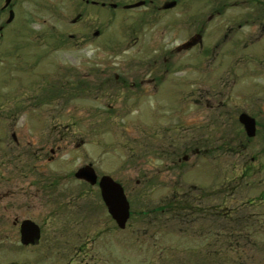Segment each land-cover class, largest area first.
Returning a JSON list of instances; mask_svg holds the SVG:
<instances>
[{"label":"rangeland","instance_id":"rangeland-1","mask_svg":"<svg viewBox=\"0 0 264 264\" xmlns=\"http://www.w3.org/2000/svg\"><path fill=\"white\" fill-rule=\"evenodd\" d=\"M52 2H20L12 34L5 35L3 42L6 48H23L19 54L23 71L17 75L20 74L21 80L26 83L19 90L22 94L20 98H5V95H16L13 91V94H9L11 89L8 87L5 89L8 94L4 91L0 100L7 102L6 105L10 107L24 106L26 103L30 106L31 101V107L34 108L30 115L33 138L39 139L44 131L38 130L37 124L46 123L43 128H46L48 148L62 146L53 163L34 162L33 166H43L45 172L54 177H65L84 164H92L99 176L110 175L124 184L132 208V219L125 231L117 230L113 224L112 232L98 239L97 264H264L263 136L247 145H240V155L210 152L206 158H197V166L189 164L182 173L176 175L165 168V164H169L174 155L181 157L187 154L192 158L197 146L182 140L176 148L171 147L168 139L170 128L174 124L186 122L191 125L193 136H197L205 132L199 129L201 124L207 123L210 127L208 134L213 139L218 138L219 134H241L237 112L245 109L253 115L257 114L260 105L264 107V71L259 72L255 80L236 83L230 98H218L215 102L210 98L209 104L214 106L210 110H205V105L204 108L196 106L199 97L184 99L185 95L183 97V94H178L177 110L172 114L169 104L173 103L174 98L171 97L170 85L164 88L162 98L155 97L152 92L138 103H133L135 99L123 103L122 100L106 97L96 102L93 97L80 94L73 98L71 95L62 99L55 97L44 100L46 104H40L35 97V90L54 85L57 92L58 87L71 80L73 75L78 74L80 80L87 77L93 83L110 76L114 81L116 75L125 74L133 78L138 74L145 75L150 67L136 66L135 62H147L155 58L162 62V58L174 46L192 33L186 26L176 28L175 34L162 27L158 32L145 28L138 34L136 46L111 55L95 51L98 46L94 44L79 51L58 50L56 44L63 38L69 42L67 35L78 31V27L70 29L66 26L75 16L76 2L63 0L58 8ZM89 9L95 10L93 7ZM190 10L200 12L205 8L202 3H193ZM228 11L232 14L235 9L229 8ZM88 20L86 17V22ZM100 21L105 30L106 19ZM122 28L120 24H114L108 32H112L115 44L123 45L126 42L123 45L126 46L131 35ZM92 30L93 26L89 32ZM125 33L129 39L127 41ZM94 52L98 54L95 55ZM176 58V66L167 74L169 77L166 80L176 76L178 80L189 78L192 85L196 84L195 79L201 75L199 63L196 62L202 58L200 52ZM190 60L191 66H184V61ZM221 60L226 61L228 58L223 57ZM219 63L220 61L215 65ZM184 67L185 71L182 72ZM160 68L163 74L165 68L161 65ZM103 69L107 70L105 76L100 72ZM211 74L209 82L219 78L216 66ZM250 84L259 87L253 91L249 89L248 92L245 86ZM115 87L113 84V88ZM219 103H223V108ZM110 105H114L116 109L109 110ZM169 118H173V121L170 122ZM200 147L205 148L207 145L200 144L198 148ZM252 158H255L254 162ZM194 160L193 157L192 161ZM159 170L162 171L160 175ZM37 176L40 175L34 167V184L39 180ZM71 186L76 188L77 184ZM190 188L220 190L219 194L208 196V200L203 201V207H207L210 213L211 207L216 206L221 214L233 213L235 215L232 216V221L213 219L208 222H177L168 213L141 216L142 212L167 207L176 189L185 192ZM96 201L101 207L99 196ZM33 206V216L38 221L46 217L47 221L52 222L54 217L47 215L51 209L48 204L42 205L34 198ZM104 224L97 222V230L103 229ZM32 252L33 264H53L56 258L52 256L49 260L44 259L39 248H34ZM1 264L6 263L1 261Z\"/></svg>","mask_w":264,"mask_h":264},{"label":"flooded vegetation","instance_id":"flooded-vegetation-1","mask_svg":"<svg viewBox=\"0 0 264 264\" xmlns=\"http://www.w3.org/2000/svg\"><path fill=\"white\" fill-rule=\"evenodd\" d=\"M24 1L26 0H0V95L4 91L8 94L5 90L8 87L11 89L9 94L16 92L14 97L5 95V98H20L22 94L19 90L23 83H26L21 80L20 74L17 75L23 71L19 58L23 48L19 46L6 48L3 42L5 35L12 34L11 31L17 20L18 6ZM52 1L57 8L63 2V0ZM74 2H76L75 16L67 22L66 26L70 29L78 27V31L67 35L69 42L63 38L56 44L58 50L79 51L94 44L98 46L95 51L111 55L116 51L129 50L136 46L139 41L138 34L145 28L158 32L162 27L169 33L175 34L176 28L186 26L192 33L183 42L174 46L162 58V62L157 58L147 62H141L142 60L135 62L136 66L150 67L145 75L138 74L134 78L125 74L116 75L114 81L110 76L98 83L87 80V77L80 80L78 74L73 75L71 80L63 82L58 87L57 92L54 85H46L39 87L40 90H35V97L39 99L40 104H46L44 100L55 97L62 99L71 95L73 98L80 94L91 96L96 102L106 97L122 100L123 103L129 99H135L133 103H138L152 92L156 95L155 97L162 98L164 88L170 85L171 97L174 98L173 103L171 102L174 105L169 104L172 114L177 110L178 94H183V97L185 95L184 99L188 97L190 99L192 96L199 97L200 100L197 99L196 106L204 108L205 105V110H210L214 109V106L209 104L210 98L214 99V102L218 98H230L236 83L255 80L259 72L264 71V0H74ZM193 3H202L205 10L192 12L190 8ZM229 8H234L235 11L231 14L228 11ZM88 13L90 15H87ZM86 17L89 19L87 22ZM100 19H106L105 30L102 28ZM180 19L182 21H179ZM114 24H120L131 35L129 40L125 33V41L129 40L126 46H123L126 42L118 45L112 40V32H108V29ZM92 26L93 30L89 32ZM196 51L200 52L202 57L201 60L196 61L201 71L200 78L195 79L196 84L192 85V80L189 78L178 80L176 76L166 80L169 77L167 74L176 66V56ZM94 54L98 53L94 52ZM223 57H227L228 60H221ZM218 61L220 63L215 65ZM191 64L192 60L184 61V66H191ZM160 65L165 68L163 74H161ZM215 66L216 70H219V78L209 82ZM184 71L185 67L182 72ZM100 72L102 76H105L107 70L103 69ZM113 84L116 85L115 88ZM194 87L195 90H192ZM241 87L244 89V86ZM256 87L259 85L245 86L251 91ZM39 103L37 105L40 106ZM6 104L7 102L0 100V264L1 261H5L6 264H33L34 248H39V253L44 259L49 260L52 256H56L53 264H97L98 239L108 236L112 232L113 224L117 230L125 231L133 216L130 205V217L125 229L117 226L103 201L100 181L103 177H109L120 185L130 204L124 184L110 175L99 176L92 164H84L65 177H54L47 174L43 166L40 168L33 166L34 162L53 163L61 152L62 146H57L55 149L48 148L46 128H43L46 123L37 124L38 130L44 131L39 139L33 138L30 115L34 108L31 107V101L30 106L27 103L24 106L11 107ZM114 109H116L114 105L109 106V110ZM237 113V124L240 126L241 134L234 136L219 134L218 138H210L208 134L210 127L207 123H202L199 128L206 133L193 136L191 125L186 122L174 124L170 128L171 134L168 139L171 147L176 148L182 140L197 146L193 150L192 158L187 154L181 157L174 155L170 163L165 164V168L175 175L180 174L189 164L197 166L195 164L197 158H206L210 152L240 155L239 153L242 152L240 145H247L259 136L264 138L263 106L258 107L257 114L252 115L245 109ZM242 115L248 116L255 122L256 132L252 138L248 137L240 121ZM169 121H173V118H169ZM71 127L73 129L74 124ZM200 144L207 147L198 148ZM208 145L213 148L211 149ZM193 157L194 161H192ZM252 161L254 162L255 158H252ZM87 166L94 171L95 184L76 178V173ZM34 167L40 175L37 176L39 180L35 184L33 182ZM161 173L162 171L159 170L158 175ZM75 183L76 188L71 186ZM219 192L220 190L209 191V189L199 188H190L189 191L181 192V189H176L167 207L156 208L152 212H142L141 216L149 217L157 213H168L177 222H208L213 219L231 222L235 214H221L218 206L211 207L210 213L207 207H203V201L208 200V196L219 194ZM97 196L100 198L101 207L98 206V200L96 201ZM34 198L42 205L46 203L51 207L47 215L51 214L54 217L52 222L47 221L46 217L38 221L33 216ZM250 218L253 217L250 216ZM97 222L105 223L103 229L97 230L99 226ZM29 223L38 228V239L34 243L31 242L33 228L29 227Z\"/></svg>","mask_w":264,"mask_h":264},{"label":"water","instance_id":"water-1","mask_svg":"<svg viewBox=\"0 0 264 264\" xmlns=\"http://www.w3.org/2000/svg\"><path fill=\"white\" fill-rule=\"evenodd\" d=\"M240 121L244 125L248 137H254L256 132L254 120L246 115H242ZM76 178L90 184L96 183V176L90 166L80 169L76 173ZM100 189L109 214L120 229H125L130 217V204L126 199L123 189L109 177L101 179ZM28 225L33 228L31 242L34 243L38 239V228L32 223Z\"/></svg>","mask_w":264,"mask_h":264}]
</instances>
